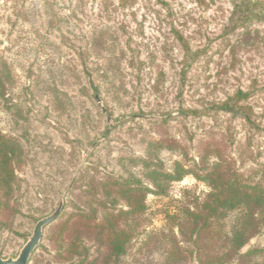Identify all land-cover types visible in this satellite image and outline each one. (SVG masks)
I'll use <instances>...</instances> for the list:
<instances>
[{
  "label": "rangeland",
  "instance_id": "obj_1",
  "mask_svg": "<svg viewBox=\"0 0 264 264\" xmlns=\"http://www.w3.org/2000/svg\"><path fill=\"white\" fill-rule=\"evenodd\" d=\"M233 5L0 0V131L23 148L0 257H17L62 198L30 264H206L228 250L221 224L197 234L186 212L211 190L193 172L149 192L143 214L120 213L122 184L154 189L146 171L177 163L203 173L222 160L264 187V9L233 21ZM238 91L239 110L224 108ZM107 216L129 230L118 259L98 241ZM239 254L231 264L264 260V226Z\"/></svg>",
  "mask_w": 264,
  "mask_h": 264
},
{
  "label": "trees",
  "instance_id": "obj_2",
  "mask_svg": "<svg viewBox=\"0 0 264 264\" xmlns=\"http://www.w3.org/2000/svg\"><path fill=\"white\" fill-rule=\"evenodd\" d=\"M254 7L264 9V2L259 0H234L232 16L233 21L237 20V13L242 12L245 20L250 18ZM179 38H181L179 36ZM189 49V47L187 46ZM242 95L238 91L233 100L225 103L226 109L239 110L237 97ZM237 101V102H236ZM238 106V108H237ZM23 148L20 142L15 138L6 135L0 131V214L7 207H10V198L17 189L18 176L16 173V164L22 160ZM222 160L216 162L214 166L205 169L203 173L192 171L185 168L184 165L177 163L173 171L150 168L146 171V176L153 184L154 189L147 184L137 182L141 185H135L134 181L128 179L124 186L122 184L121 194L123 192L126 200L127 209L122 210L120 216H124L128 221L129 216L143 214L146 209L145 199L149 192L163 193L170 181L182 180L184 176L193 172L194 176L207 183L210 186L207 198L202 203L203 210H186L187 214L194 220V228L197 234L213 224H221L228 242V250L218 253L215 257L209 255L206 264H231L233 256L240 255V250L247 242L259 233L264 226V187L262 185L252 184L242 179V174L237 170L226 171L221 169ZM239 210V216L233 221L231 231H226L225 223L222 217H227L231 211ZM99 228L98 241L104 244L111 257L117 259L126 251V244L130 239L129 230L121 228L117 221H113L110 216L96 225ZM212 229V228H211ZM259 249H250L247 253H255ZM244 253L243 256H246ZM79 264H83L80 261ZM254 264H264V260Z\"/></svg>",
  "mask_w": 264,
  "mask_h": 264
},
{
  "label": "water",
  "instance_id": "obj_3",
  "mask_svg": "<svg viewBox=\"0 0 264 264\" xmlns=\"http://www.w3.org/2000/svg\"><path fill=\"white\" fill-rule=\"evenodd\" d=\"M65 204L64 198L61 199L57 209L49 216L41 218L36 223L32 235L22 247L17 257H0V264H30V261L44 238L45 227L58 219Z\"/></svg>",
  "mask_w": 264,
  "mask_h": 264
}]
</instances>
